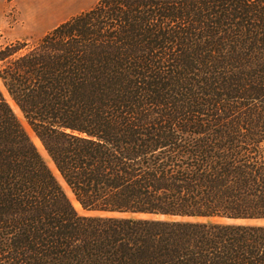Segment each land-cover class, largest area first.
<instances>
[{
    "label": "trees",
    "instance_id": "1",
    "mask_svg": "<svg viewBox=\"0 0 264 264\" xmlns=\"http://www.w3.org/2000/svg\"><path fill=\"white\" fill-rule=\"evenodd\" d=\"M31 42L0 82L97 213L0 89V264H264L235 222L264 220V0H97Z\"/></svg>",
    "mask_w": 264,
    "mask_h": 264
},
{
    "label": "crops",
    "instance_id": "2",
    "mask_svg": "<svg viewBox=\"0 0 264 264\" xmlns=\"http://www.w3.org/2000/svg\"><path fill=\"white\" fill-rule=\"evenodd\" d=\"M97 0H15L24 29L12 40H34L69 18L93 7ZM2 6L0 5V12Z\"/></svg>",
    "mask_w": 264,
    "mask_h": 264
},
{
    "label": "rangeland",
    "instance_id": "3",
    "mask_svg": "<svg viewBox=\"0 0 264 264\" xmlns=\"http://www.w3.org/2000/svg\"><path fill=\"white\" fill-rule=\"evenodd\" d=\"M0 5L2 6V9L0 12V51L6 49L8 47H13L16 45L17 47H20V49L17 50V52L12 55V57H15V56L19 55L20 53H24L27 50L31 49L32 48V45H31L32 42L31 41H33V40L30 38L28 40H12L11 39V36H14L15 33H17L19 31V29H24V27L22 25V21H21V18L19 16L17 6L15 4V0H0ZM0 89H1V91L5 97L6 101L9 104L11 103L10 106L11 105L13 106V107L11 106V108L13 109L15 115L17 116V118L19 119V121L21 122V124L23 125V127L25 128V130L27 131V133L29 134V136L31 137L33 142L35 143L36 147L38 148V151L40 152V154L45 159L47 165L52 170V172L55 174V176L59 179V181L62 184L67 195L69 196V198L73 202L77 212L79 214H82V215H94V214H96L97 212H87V211L81 209L80 205L74 200V197L71 196L72 194L70 193L68 187L65 185V183L63 182V180L59 176L58 172L57 171H56L57 173L55 172L56 169H54L55 167H54L53 163L51 162V160L49 159L46 152L44 151L41 143L37 140L36 136L33 134L31 129L27 125L22 114L20 113L18 108L15 106V104L12 101V99L10 98V96L7 94V92H6V90L3 87L1 82H0ZM235 222H237V223H257V224H263L264 225V220H258V221H255V220L254 221L236 220Z\"/></svg>",
    "mask_w": 264,
    "mask_h": 264
},
{
    "label": "bare ground",
    "instance_id": "4",
    "mask_svg": "<svg viewBox=\"0 0 264 264\" xmlns=\"http://www.w3.org/2000/svg\"><path fill=\"white\" fill-rule=\"evenodd\" d=\"M56 172V171H55Z\"/></svg>",
    "mask_w": 264,
    "mask_h": 264
}]
</instances>
